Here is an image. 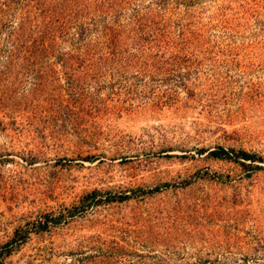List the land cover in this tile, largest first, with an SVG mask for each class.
<instances>
[{
    "label": "rangeland",
    "instance_id": "1",
    "mask_svg": "<svg viewBox=\"0 0 264 264\" xmlns=\"http://www.w3.org/2000/svg\"><path fill=\"white\" fill-rule=\"evenodd\" d=\"M8 1L0 264H264V0Z\"/></svg>",
    "mask_w": 264,
    "mask_h": 264
},
{
    "label": "trees",
    "instance_id": "2",
    "mask_svg": "<svg viewBox=\"0 0 264 264\" xmlns=\"http://www.w3.org/2000/svg\"><path fill=\"white\" fill-rule=\"evenodd\" d=\"M5 2V3H3ZM6 4H10L8 0H1L0 1V24L4 25L6 18L4 17V14H9L8 8L6 7ZM4 21V23H3ZM39 36L36 38L31 39L28 43L27 38H25L20 32L13 30H9V32L6 34V36L2 39L0 43V50H6L9 54H20V53H38L39 51H46V44L44 42V37L50 36L51 29L44 31L41 30V33L39 32ZM8 44L10 46H8ZM38 51V52H37ZM211 156H214L216 158L221 159H229L233 161H238L241 164H247L250 161H264L262 160V156L258 155L255 152H250L246 149H235L234 147H225L222 145H219L215 149H211L208 151ZM248 160L249 162H246ZM61 218V214L58 215H52L48 213H44L42 218H39L35 221L29 222L28 225L21 230L20 228H16L14 231L13 236L3 243V246H8L10 243L11 246L14 244L22 241L25 239L26 234L29 230L36 229H46L51 223L57 222ZM10 248H7L4 252H9Z\"/></svg>",
    "mask_w": 264,
    "mask_h": 264
}]
</instances>
